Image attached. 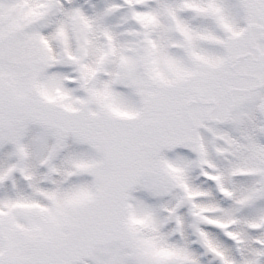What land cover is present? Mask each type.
Instances as JSON below:
<instances>
[{
	"label": "snow or ice",
	"instance_id": "1",
	"mask_svg": "<svg viewBox=\"0 0 264 264\" xmlns=\"http://www.w3.org/2000/svg\"><path fill=\"white\" fill-rule=\"evenodd\" d=\"M0 264H264V0H0Z\"/></svg>",
	"mask_w": 264,
	"mask_h": 264
}]
</instances>
